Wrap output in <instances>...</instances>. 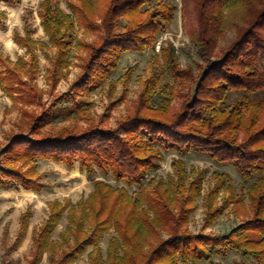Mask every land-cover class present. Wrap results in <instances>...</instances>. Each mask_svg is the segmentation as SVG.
I'll list each match as a JSON object with an SVG mask.
<instances>
[{
  "label": "rangeland",
  "instance_id": "rangeland-1",
  "mask_svg": "<svg viewBox=\"0 0 264 264\" xmlns=\"http://www.w3.org/2000/svg\"><path fill=\"white\" fill-rule=\"evenodd\" d=\"M50 1L66 15L73 14L70 3L77 4V0ZM196 1L188 0L182 13L181 0H175L178 10L154 49L124 53L110 75L95 81L93 88L77 90H72V86L84 75L90 57L87 47L98 46L101 33L73 14L66 54L59 56V63L54 66L57 50L49 43L42 26L40 4L43 0H20L18 6L0 3V11L6 18L0 27V69L4 62L20 72L19 79L11 84L15 89L20 83L18 92L11 90L10 85L3 88L0 84V167L6 157L2 151L15 134L32 133V137L41 138L59 132L78 133L96 126L115 129L135 111L144 82L153 76L158 77L153 107L158 109L166 97L170 113H178L187 97H192L191 81L206 65L197 56L192 42L199 27ZM218 1L226 4L215 58L222 55V48L235 37L232 26L239 23L245 4L244 0ZM209 2L216 7L213 0ZM94 20L100 23L99 19ZM164 35L168 36L166 40ZM18 37L35 42L32 53L38 70L34 77L30 75V53L27 46L20 45ZM179 72L186 75V80L179 78ZM198 127L205 131L201 125ZM155 147L162 155L159 169L139 182L115 181L111 174L104 175L94 166L93 172L87 173L80 162L69 168L52 161H35L36 175L45 185L40 192L0 188V264H28L36 233L48 218V204L69 201L76 209L79 200L86 202L94 194L97 181L113 188V192L105 194L107 197L101 205L94 206L99 215L93 218L94 214L89 212V220H83L82 225L90 241L96 233H103L97 243L91 242L78 259H69L67 264H91L90 256L96 250L99 263L106 262L114 248L123 258L130 252L125 239L135 243L139 259L140 254H150L174 235L220 236L253 220L248 192L252 180L242 179L232 163L213 161L205 153H180L176 148ZM163 208L167 209L163 211ZM23 217L24 231L21 229ZM75 235L76 229L69 226L65 213L51 236L56 252L46 251L39 264H56L75 245ZM19 236L21 242L17 244ZM193 245L187 244L184 251L189 252ZM181 258L177 254L176 258L163 259L160 264H257L253 257L234 251H228L226 256L212 252L209 261L191 263Z\"/></svg>",
  "mask_w": 264,
  "mask_h": 264
},
{
  "label": "trees",
  "instance_id": "trees-1",
  "mask_svg": "<svg viewBox=\"0 0 264 264\" xmlns=\"http://www.w3.org/2000/svg\"><path fill=\"white\" fill-rule=\"evenodd\" d=\"M174 1L77 0V4L70 3L73 14L101 33L99 45L87 47L90 57L84 67V75L74 83L72 90L93 88L95 81L103 80L116 69L124 53L154 49L178 10ZM209 1H196L195 16L199 27H196L198 33L192 39L197 56L206 65L191 81L192 97H187L178 113H170L166 97L158 109L153 107L158 83V77L153 76L144 82L135 111L120 121L115 129L96 126L78 133L59 132L41 138L32 137V133L15 134L2 151L6 157L0 167V188L40 192L45 185L36 175L34 163L37 160L52 161L69 168L80 162L87 173H92L94 166L104 175L111 174L118 182L144 181L150 172L159 169L162 155L156 145L165 150L176 148L180 153H205L213 161L232 163L242 179L252 180L248 192L254 218L225 235L200 238L174 235L150 254H140L139 259L135 243L130 244L125 239L130 252L127 251L123 258L114 248L107 261L99 263L96 250L90 256L91 264H160L161 260L176 258L177 254H181L182 261L193 263L209 261L212 252L226 256L228 251L253 257L257 264H264V0H244L242 17L232 26L236 35L228 46L222 48V55L218 58H215V51L219 48L216 41L222 31V11L226 3L213 0L216 6L213 8ZM187 2L181 0L182 13ZM0 3L18 6L20 0H0ZM73 14L66 15L50 0H43L40 4L42 26L49 43L57 50L54 66L58 65L59 56L66 54L69 45L66 39L73 29ZM94 18L100 23L97 24ZM5 19L4 12L0 11V27ZM18 42L27 46L30 75L34 77L38 70L32 53L35 42L23 38ZM5 65L4 62L1 65L0 84L3 88L8 85L11 88L15 79H19L20 72ZM182 74L179 72V78L186 80V75ZM19 85L11 90H19ZM198 125L205 131L197 128ZM178 175L181 179V171ZM112 190L97 181L94 194L86 202L79 200L76 209L69 201L50 202L48 218L36 233L32 259L28 264H39L46 251L56 252L51 236L65 213L69 226L76 229L75 240L73 238L76 243L56 264L78 259L86 246L91 242L93 245L97 243L95 241L103 231L96 233L90 241L83 230V220H89V212L94 214L93 218L97 216L99 210L94 211V206L101 205L103 198L107 197L105 194ZM25 228L23 217L21 229L24 231ZM20 242L21 236L16 243ZM191 243L193 248L185 252L187 244Z\"/></svg>",
  "mask_w": 264,
  "mask_h": 264
},
{
  "label": "built area",
  "instance_id": "built-area-1",
  "mask_svg": "<svg viewBox=\"0 0 264 264\" xmlns=\"http://www.w3.org/2000/svg\"><path fill=\"white\" fill-rule=\"evenodd\" d=\"M166 36H167V35H164L163 39H165V40H166ZM167 37H168V36H167Z\"/></svg>",
  "mask_w": 264,
  "mask_h": 264
},
{
  "label": "crops",
  "instance_id": "crops-1",
  "mask_svg": "<svg viewBox=\"0 0 264 264\" xmlns=\"http://www.w3.org/2000/svg\"><path fill=\"white\" fill-rule=\"evenodd\" d=\"M1 4H3V3H1ZM3 5H5V4H3ZM7 6V5H6Z\"/></svg>",
  "mask_w": 264,
  "mask_h": 264
}]
</instances>
